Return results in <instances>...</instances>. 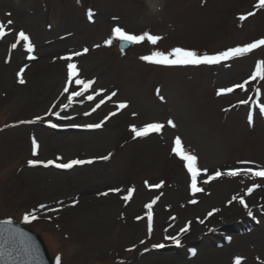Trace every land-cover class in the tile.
<instances>
[{
	"label": "rangeland",
	"instance_id": "1",
	"mask_svg": "<svg viewBox=\"0 0 264 264\" xmlns=\"http://www.w3.org/2000/svg\"><path fill=\"white\" fill-rule=\"evenodd\" d=\"M259 5L260 0H0V21L14 22L0 38V218L38 233L56 264L58 259L60 264H175L169 254L141 260L142 250L153 244L176 245L173 237L184 241L175 254L177 264H236V258L241 264H264L263 219L249 233L230 234L242 230L249 210L262 205L258 193L248 189L264 187L259 182L264 177L228 175L241 168L264 169V116H258L264 81L251 80L264 61V46L228 63L181 69L141 59L176 47L212 55L264 39ZM88 9L94 12L92 21ZM116 26L162 39L156 45L145 41L124 58L118 40L105 43ZM20 30L32 41V53L24 41L11 47ZM76 52L82 54L73 56ZM65 56H73L80 78L95 81L84 97L71 96L83 89L67 85L69 61L60 59ZM245 80L248 90L234 87ZM229 87L232 93L221 92ZM107 97L97 106V99ZM121 103L127 107L119 108ZM57 112L59 117L50 114ZM20 122L33 125L13 127ZM51 123L58 133L48 128ZM149 123L164 128L134 136L132 126ZM95 124H102L96 132L74 130ZM177 137L197 157L198 193L191 190L185 161L172 151ZM75 159L92 163L75 165L70 173L52 167ZM217 170L222 175L212 179ZM32 214L37 218L25 223L24 216ZM224 235L232 243L217 249ZM188 242L199 244L192 261L186 258Z\"/></svg>",
	"mask_w": 264,
	"mask_h": 264
},
{
	"label": "snow or ice",
	"instance_id": "2",
	"mask_svg": "<svg viewBox=\"0 0 264 264\" xmlns=\"http://www.w3.org/2000/svg\"><path fill=\"white\" fill-rule=\"evenodd\" d=\"M79 2V0H78ZM261 8H264V0H260V5ZM249 15H252V13H249ZM93 16H94V12L91 9L87 10V17L89 19V21L93 20ZM246 17H241V19H245ZM114 19H117L114 17ZM14 22L12 20H8L6 22V24L8 26H11ZM6 24L4 21H0V38H3L5 35L8 34V29H6ZM119 40L121 42H127L133 45H137V44H141L145 41L150 42L152 45H156L158 43V41H160L162 39V37L160 35H155V34H150L148 32H145L143 34H134L131 33L130 31L125 30L123 27L121 26H116L113 28V32H112V38L108 39L105 43L107 45H112L113 40ZM20 41H24L26 43V51L28 53H32L34 51L33 45L31 43V40L29 38V36L27 34H25V32L23 30H20L18 32V40L16 43H13L11 45V47L13 49H15L17 47V44H19ZM261 46H264V39H260L257 40L255 42L249 43L246 46L243 47H234L228 50H224L219 52L218 54H200L195 50H187L181 47H176L172 50H170L169 52L165 53L164 51H153L150 55H145L142 56L141 59L151 63V64H156V65H165V66H200V65H217L220 64L221 62H225V61H229L231 59L234 58H240L245 56L246 54L252 52L254 49H258ZM96 47H100V45H96ZM89 50L87 48L83 49V53H87ZM81 52H76L73 54V56H79L81 55ZM73 56H65V57H60V59H64L69 61V63L67 64V85H72L73 83H75L76 86L80 87L81 89H83V91H74L71 93L72 97H81L84 95V91H87L88 89H90L92 87V85L95 83V81L93 80H86V79H82L79 77V72H78V68H77V64L71 62L73 59ZM34 59L35 57H29ZM23 69L20 70V72L18 73V75L21 77V79L19 80V82L21 84L25 83V80L22 78L23 77ZM75 78V79H74ZM257 79H259L260 81H264V61H261L255 69V73L253 75H251V80L252 81H256ZM247 84L248 81L245 80L244 82H240L237 83L234 87L235 88H239L241 90H248L247 89ZM64 92H68L69 89L68 87H65L63 89ZM234 91L233 87H229L226 89H221V92H227V93H232ZM219 94V93H218ZM112 96H115L116 93L113 92L111 94ZM94 96L93 94H89L87 95V99L89 101L93 100ZM242 103H246V101H242ZM65 108L68 107L67 104L64 105ZM119 108L123 109L127 107V104L121 103L119 106ZM93 111H95V109H93ZM259 112L260 114L264 115V103H261L259 105ZM50 114H54L57 117H59V113H50ZM89 113H85V115H88ZM116 113L113 112L111 113V115H115ZM65 119H70L71 117H64ZM37 119H42L40 117H38ZM253 120L252 115H249L248 117V121L251 124ZM168 124L171 125L172 127H175V124L173 123V121L169 120ZM50 126L52 128H56L58 127L57 124L55 123H51ZM74 127H79L78 125H73ZM84 127L87 128H95V129H99L102 127V124H95V125H85ZM164 128V124L161 123H149L147 125H145L142 128H137L135 126H132L131 131L132 133H134L135 137H139V138H143V137H147L149 136L151 133H160L161 129ZM33 145L35 147H39V145L36 143L35 139H33ZM174 148L172 149L173 153L180 157L183 161L186 162V167H187V171L188 173H190V178H191V190L193 192V194L198 193L200 191H202V189L200 187H197V178L201 175V170L198 168L197 166V157L193 154H189L187 153L183 148H182V144H181V139L179 137H177L174 141ZM102 159H109V157H103ZM35 163H37L36 161H29L30 165H34ZM54 162L53 161H48L47 165H52ZM92 163V161L90 160H80V159H75L72 160L68 163H55L54 166L56 168H60V169H72L73 166L75 165H84V164H90ZM46 165V166H47ZM204 172H207V170L205 169ZM241 172L244 173H250L253 177H264V169H261L259 171H254L251 168H241V169H236V170H231L229 171L228 175L230 176H238L240 175ZM222 175V173L217 170L214 175L211 177L212 179H216L217 177H220ZM204 182H207L206 180ZM162 186L161 184H157L155 185V187H160ZM260 185H254L252 188L248 189V194H251L252 191L254 190V188H259ZM113 191H119L118 189H115ZM131 191L129 192V195H126L123 197L124 200H129L130 196H131ZM101 195H108L107 192L105 193H101ZM233 199H236V197H234ZM78 203V201H76ZM195 202V201H193ZM239 202L244 205L247 208V205L245 204V200L243 197L239 198ZM147 207L149 209L152 208V204L147 205ZM50 211H55V209H49ZM249 214L251 215V211L249 210ZM209 215H211V213H209ZM36 215L32 214V215H26L24 216V221L25 223L30 222V220H34L36 219ZM148 220L149 222H151L152 220V216H151V212H149V216H148ZM8 224H11V221L7 222ZM11 231V230H10ZM183 231H187V229H184ZM175 243L177 245H179L181 243L179 238L173 237ZM160 247H163V245H160ZM0 255H2V253H0ZM57 264H60L59 259L57 260ZM236 264H241V259L240 258H236Z\"/></svg>",
	"mask_w": 264,
	"mask_h": 264
},
{
	"label": "water",
	"instance_id": "3",
	"mask_svg": "<svg viewBox=\"0 0 264 264\" xmlns=\"http://www.w3.org/2000/svg\"><path fill=\"white\" fill-rule=\"evenodd\" d=\"M7 222L0 220V264H53L39 236Z\"/></svg>",
	"mask_w": 264,
	"mask_h": 264
},
{
	"label": "bare ground",
	"instance_id": "4",
	"mask_svg": "<svg viewBox=\"0 0 264 264\" xmlns=\"http://www.w3.org/2000/svg\"><path fill=\"white\" fill-rule=\"evenodd\" d=\"M36 54H37V53H36ZM42 66L44 67V65H42ZM42 66L36 68V70H37V69H41V70H42V69H43ZM30 68H32V67H30ZM34 68H35V67H33L31 71H33ZM256 196H257L258 200H260V201H259L260 204L264 205V192H263V191L260 192V193L258 192V194H257ZM262 209H264V208H256V209H255V213L260 212Z\"/></svg>",
	"mask_w": 264,
	"mask_h": 264
}]
</instances>
